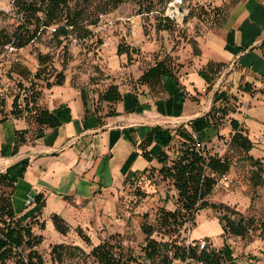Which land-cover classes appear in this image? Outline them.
<instances>
[{
  "label": "rangeland",
  "instance_id": "1",
  "mask_svg": "<svg viewBox=\"0 0 264 264\" xmlns=\"http://www.w3.org/2000/svg\"><path fill=\"white\" fill-rule=\"evenodd\" d=\"M233 1L238 0L184 2L179 6L177 16L171 19L173 23L169 31H158L155 26V14H137V5L133 1H127L100 15L97 25L92 27L93 36L84 41H70L64 47L57 46L47 31L23 48L3 45L0 48V118L9 113L16 94L20 96L19 101L25 93L31 95V91L25 92L18 86V82L28 86V81L11 71V67L13 64H19L34 72L39 51L50 55L53 69L48 67V71L43 72L44 79H34L36 85L32 90L35 94L40 92V100L45 98V92H48L44 87L46 78L52 81L53 75L61 70L65 74V80L63 84L57 85L60 87L54 90L53 97L64 102L69 100L68 104L58 107L71 109L75 106L73 97L80 89L86 93L91 106L97 104V91L110 80L112 68L117 71L120 68V74L116 78L119 83L131 86L135 82L134 77L152 64L155 58H166L172 65L177 79L168 74L164 75L163 84L165 85L164 79L168 77L178 90H185V94L186 90L192 91L191 99L196 102L197 107H201L202 114L215 102L217 105L218 97L215 99L214 96L222 88L227 94H235L238 97L240 106L233 116L246 128L247 135L253 142V148L247 154L264 166V82L253 80L251 83L254 88L261 89L262 92L255 89V92L250 94L238 89V85L244 80L242 77L238 78V72L234 75L233 71H238L235 66L223 68L210 84L203 85V78L199 74L208 60L219 61L211 57L205 48L209 47L210 39L213 40L208 36H213L219 30L222 15L228 11ZM12 2L13 0H0V28L7 34H11L18 18L12 8ZM216 7H221L224 13L215 16ZM189 12H192V15ZM98 40H102V43ZM119 43L136 46L140 51L138 54L132 53L131 61H127L124 55L123 59H117L115 52ZM127 67L130 69H125ZM121 93L122 100L117 106L123 113L140 112L145 105L156 107V104L152 105L146 101L144 94L128 103L125 89L121 88ZM165 93V96L169 95L167 89ZM98 106L102 111L107 109L105 103ZM230 134L231 128L228 121H225L217 132L212 130L211 135L204 136L202 140L206 152L223 155L229 159V170L217 177L216 185L206 197L209 204H218L217 207L199 209L188 225L190 230L185 229L187 227L184 225L174 235L184 243L193 237L204 238L208 242L207 250L221 249L226 243L238 264H264V239L259 235V229L248 228L243 235H235L224 233L222 226L227 224V220L237 219L238 216L249 220L253 218L255 227L264 221V186L259 182L256 168L246 159L247 155L229 144ZM223 175H226V179L222 178ZM173 190L171 182L161 179L156 173L150 180L143 178L132 184L125 183L122 188L113 189L115 195L111 196L112 203L108 204L106 210L99 212V217L95 216V212L90 214L89 211L78 213L69 210L65 215L62 214V208L58 209L57 204V222L61 224L62 221L66 227L64 230L57 228V233L50 228L40 229L43 240L39 250L47 264H51L49 250L52 243L78 244L89 252L95 243L118 240L139 257V264H157L142 257L141 246L145 234L141 224L145 222L156 227L158 208H175ZM62 195L70 194L64 192ZM58 200L60 199H57V202ZM78 228L89 236L90 242L87 243L78 234ZM162 232L155 231L152 238L167 240V235H162ZM61 235L65 237H60ZM62 264L99 263L89 256H83L72 260L65 259Z\"/></svg>",
  "mask_w": 264,
  "mask_h": 264
},
{
  "label": "trees",
  "instance_id": "2",
  "mask_svg": "<svg viewBox=\"0 0 264 264\" xmlns=\"http://www.w3.org/2000/svg\"><path fill=\"white\" fill-rule=\"evenodd\" d=\"M133 1L137 5V14H155L156 29L158 31H169L172 27V20L164 14V9L170 0H13L12 8L17 15V24L11 34L5 33L0 28V48L9 45L15 48H23L32 43L42 33L50 32L51 40L57 46H66L70 41H84L93 36L92 27L96 26L100 15L105 14L120 4ZM239 1V0H238ZM233 1L227 9L225 15L221 7H216L215 16L221 13L222 18L219 25L222 26L231 8L238 2ZM192 15V12H189ZM102 43V40H98ZM261 55L264 57V42L258 45ZM140 49L136 46L124 45L116 46V55L125 56L127 61H131L132 53L138 54ZM196 54V52H195ZM37 68L31 72L26 67L13 64L11 71L17 73L28 86L18 82V86L31 95L16 94L12 99L10 111L0 118L4 121L8 116H25L29 123H33L36 129L43 127H57L62 124L59 110H49L44 104V98L40 100V92L32 90L36 85L34 79H44L43 72L51 67L52 58L48 53L37 52ZM166 59V58H165ZM164 58H155L153 63L142 69L141 73L134 77L131 85L136 90L141 85H146L152 97H161L164 92L163 76L170 75L177 79V76L170 62ZM229 63L215 60H208L199 71L200 76L206 84L215 80L223 68ZM65 80L63 71H57L53 75V80L46 78L45 88L51 89L54 85H61ZM264 82V79L262 80ZM242 92L253 94L255 89L249 81H244L238 85ZM257 90V89H256ZM257 91L262 92L261 89ZM33 93V94H32ZM219 94L215 93L217 99ZM86 93L81 90V98L86 107ZM214 99V100H215ZM122 100V93L116 83V77L111 75L110 80L97 91L93 112L105 115L116 113L115 104ZM235 94L225 93L201 116L196 117L189 124L193 131L198 130V125L204 124L214 131H218L223 122L228 121L231 128L229 144L243 151L246 159L256 168L259 175V182L264 186V166L259 160L254 159L247 153L253 148V142L248 137L246 128L242 126L238 118L233 116L238 112L240 102ZM105 103L106 111H102L98 106ZM231 114V115H230ZM28 115V116H27ZM102 115H98L100 120ZM30 117V120H29ZM161 131L160 126H153L146 136L139 143L143 157L151 161L156 159L158 167L152 165L146 167L139 173L129 172L124 179L125 183L132 184L140 178L151 179L152 175L158 174L161 179L168 180L174 189L175 208L172 210L160 206L156 212L157 226L143 222L141 229L145 234L144 243L141 246L142 257L156 262L157 264H172L174 260H184L190 257L192 260L202 262V264H238L232 256V250L228 244H224L221 249L207 250L204 248L197 251L195 247L189 248L187 255L186 244L174 234L181 229L187 220L193 221L199 209L205 207L215 208L218 204H209L206 197L211 193L217 183V177L225 174L229 170V159L223 155L210 154L206 152L203 145L196 148V139L191 130L183 124L176 125L174 135L177 136L179 145L177 153L168 154L164 150H159L152 156L147 147L158 138ZM27 129H17L15 131V141L13 152L26 141ZM173 135L168 134L163 138L164 142L171 139ZM202 141V136H198ZM14 189V179L7 173L0 174V233L2 235L3 248L0 250V264H47L44 255L39 250L43 237L33 231V225L37 224L39 229L44 228V222L29 219L26 220L27 213L17 216L13 210L11 195ZM35 206L39 210L44 205L41 193L34 196ZM226 215V214H224ZM225 217V216H224ZM227 217V216H226ZM56 229L64 230L66 226L61 221L57 222V216H53ZM252 220V221H250ZM246 219L238 216L237 219L227 220L223 224L224 233L243 235L249 229H259V235L264 239V221L255 227L253 218ZM249 226V227H248ZM162 230V235H167V240H156L152 238L155 231ZM78 234L88 243L83 230L78 228ZM175 236V237H174ZM112 239V237H111ZM49 255L51 264H62L65 259L82 258L89 256L99 264H139V257L135 256L129 247H125L120 241L103 240L93 245L89 252H86L79 245L69 243H55L50 246ZM189 264H193L190 262Z\"/></svg>",
  "mask_w": 264,
  "mask_h": 264
},
{
  "label": "crops",
  "instance_id": "3",
  "mask_svg": "<svg viewBox=\"0 0 264 264\" xmlns=\"http://www.w3.org/2000/svg\"><path fill=\"white\" fill-rule=\"evenodd\" d=\"M208 37L213 39L208 42L211 48H205L209 55L228 62L229 67H237L238 71L233 73L237 75L238 72L239 79L242 77L249 82L264 79V57L257 48L264 42L263 0H239L219 30ZM115 57L118 59L117 55ZM120 57L123 59V56ZM119 71L112 68L110 72L117 78ZM116 83L120 92L121 88L125 89L128 103L144 94L146 101L156 104V107L145 105L140 112L123 113L117 106L119 101L115 104L114 115L95 113L87 97L84 106L80 89L73 97L74 108H60L58 106L68 104L69 100L55 99L53 92L60 86L54 85L47 89L43 101L49 110L62 112L61 125L36 129L25 116H8L0 122V174L7 173L14 179L11 201L17 216L27 213L26 220L43 221L44 228H50L54 233L57 232L52 218L57 216V204L65 215L69 210L78 213L89 211L99 217V212L112 203L111 196L115 195L113 189L123 187L129 172L139 173L150 165L159 166L155 158L146 160L139 147L153 126H160L161 131L147 147L152 156L159 150L170 155L177 153L179 141L174 135L176 125L183 124L202 136V140L204 136L211 135L212 129L204 124L198 125L196 131L191 129L190 120L200 116L202 109L191 99L192 91L186 90L185 94V90H178L170 78L164 79L165 90L169 91L167 97L165 92L161 97H152L146 85L134 90L117 79ZM223 89L217 91L220 93L217 100L226 93ZM98 115H102L100 120ZM17 129H27L28 133L26 141L13 152ZM168 134L173 137L164 142L163 138ZM64 192L70 195H62ZM38 193L42 194L45 202L39 210L35 202L26 205L27 195L35 196ZM57 199L60 200L57 202ZM32 228L36 234L41 233L37 224ZM2 242L0 233V250L3 248Z\"/></svg>",
  "mask_w": 264,
  "mask_h": 264
},
{
  "label": "built area",
  "instance_id": "4",
  "mask_svg": "<svg viewBox=\"0 0 264 264\" xmlns=\"http://www.w3.org/2000/svg\"><path fill=\"white\" fill-rule=\"evenodd\" d=\"M188 1H191V0H170L164 9V14L171 19L175 18L177 16L179 6L181 4H183L184 2H188ZM192 133H193L194 138L196 139V142H195L196 148H199L202 144V141L199 140V138L197 137V135L194 132H192ZM222 178L226 179V175H223ZM140 179H143V178H140ZM33 202H34V196L31 194L27 195L26 205L29 206ZM191 222H192L191 220H187L185 222L184 225H185V227H187L185 229L190 230L188 228V225ZM185 244L187 247V255H188L190 247H195L197 249V251H200L204 248H207L208 242L204 238H199V239L187 240L185 242ZM190 262H192L193 264H202V262H199L197 260H192L190 257H186V259H184V260H180V259L174 260L172 264H189Z\"/></svg>",
  "mask_w": 264,
  "mask_h": 264
}]
</instances>
